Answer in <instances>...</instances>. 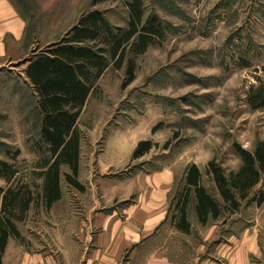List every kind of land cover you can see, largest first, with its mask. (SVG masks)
<instances>
[{
  "label": "rangeland",
  "instance_id": "obj_1",
  "mask_svg": "<svg viewBox=\"0 0 264 264\" xmlns=\"http://www.w3.org/2000/svg\"><path fill=\"white\" fill-rule=\"evenodd\" d=\"M126 1L80 0V6L84 11L104 10L116 26L125 27L129 22ZM18 3L35 33L32 55L64 37L70 25L59 22L58 0ZM145 3L147 14L157 13L164 20L166 35L135 57L131 82L124 85L132 52L122 68L109 65L89 97L79 119L84 191L69 186L63 176L62 200L49 208L34 204L29 214L81 207L80 194L95 189L92 181L97 187L99 181L133 171L153 174L172 168L176 175L168 201L172 219L190 164L198 163L205 174L208 163L216 159L226 171L236 170L242 159L234 143L253 150L264 140V107L248 102L250 86L264 82V0ZM23 64L17 61L0 69V158L11 160L19 150L17 164L31 170L41 157L36 144L42 113ZM141 140H150L153 148L136 158ZM106 145H110L109 154L117 157L113 165L98 162ZM204 183L217 191L211 176L205 174ZM193 207L194 200L189 211L192 219L196 217ZM56 220V214L44 218L47 227ZM192 232L195 239H202L205 252L214 251L213 240L219 238L228 251L241 247L246 259L264 264V203L245 201L239 211L223 212L205 225L198 222ZM224 259L230 263L228 256Z\"/></svg>",
  "mask_w": 264,
  "mask_h": 264
},
{
  "label": "trees",
  "instance_id": "obj_2",
  "mask_svg": "<svg viewBox=\"0 0 264 264\" xmlns=\"http://www.w3.org/2000/svg\"><path fill=\"white\" fill-rule=\"evenodd\" d=\"M126 4L127 26H116L104 10L96 8L84 13L60 41L29 58L26 74L42 113L36 144L41 157L31 170L17 164L19 150L11 160L0 158V264L10 238H21L19 223L28 218L31 207L44 203L49 208L63 196V176L69 186L85 189L78 178L83 139L79 118L101 75L112 63L122 68L132 52L124 82L128 84L135 78V57L147 51L157 38H165L164 20L157 13L147 14L145 0H127ZM250 87L248 102L255 108L264 107V82ZM234 145L242 159L238 169L226 171L216 159L208 163L205 174L211 176L217 191L206 186L199 164L189 165L172 217L180 230H191L193 200L204 224L223 212L239 211L245 201L264 203V140L253 150L238 142ZM136 148L134 157H141L153 148L152 142L141 140ZM64 166L70 171H64Z\"/></svg>",
  "mask_w": 264,
  "mask_h": 264
},
{
  "label": "crops",
  "instance_id": "obj_3",
  "mask_svg": "<svg viewBox=\"0 0 264 264\" xmlns=\"http://www.w3.org/2000/svg\"><path fill=\"white\" fill-rule=\"evenodd\" d=\"M55 7L59 22L70 25L63 36L89 12L82 9L80 0H58ZM41 8L46 7L42 4ZM23 12L18 0H0V69L17 61H24L27 67L30 62L35 33L30 29V18ZM109 146L98 157L102 165L117 162V157L109 154ZM82 156L83 150L78 178L85 186L80 178ZM175 178L174 170L166 168L153 174L133 171L127 176L99 181L97 187L92 181L95 189L80 194L81 207L31 212L20 222L21 238H10L3 264H255L244 257L241 247L228 251L219 238L213 240L214 251L205 252L202 239H195L192 232L195 224H204L195 204L197 218L192 219L189 212V232L180 230L168 218ZM47 214H56L54 226H46ZM226 256L230 263L224 259Z\"/></svg>",
  "mask_w": 264,
  "mask_h": 264
}]
</instances>
